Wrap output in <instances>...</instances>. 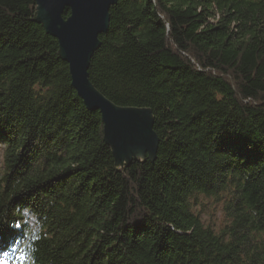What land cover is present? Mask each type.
Here are the masks:
<instances>
[{
    "label": "trees",
    "instance_id": "obj_1",
    "mask_svg": "<svg viewBox=\"0 0 264 264\" xmlns=\"http://www.w3.org/2000/svg\"><path fill=\"white\" fill-rule=\"evenodd\" d=\"M100 40L90 79L152 110L154 158L117 163L36 0H0V255L264 264V0H118Z\"/></svg>",
    "mask_w": 264,
    "mask_h": 264
},
{
    "label": "water",
    "instance_id": "obj_2",
    "mask_svg": "<svg viewBox=\"0 0 264 264\" xmlns=\"http://www.w3.org/2000/svg\"><path fill=\"white\" fill-rule=\"evenodd\" d=\"M37 20L58 39L60 54L69 64L72 85L85 104L99 110L104 139L117 163L147 154L154 158L159 138L150 108L120 106L95 87L89 76L91 59L109 29L110 8L118 0H36ZM67 10L70 15L65 17Z\"/></svg>",
    "mask_w": 264,
    "mask_h": 264
},
{
    "label": "rangeland",
    "instance_id": "obj_3",
    "mask_svg": "<svg viewBox=\"0 0 264 264\" xmlns=\"http://www.w3.org/2000/svg\"><path fill=\"white\" fill-rule=\"evenodd\" d=\"M4 169V156L3 149H0V173ZM199 209L202 211L203 218L205 222L212 225L220 226L224 222V212L222 209L221 202H216L213 199H204L203 203L200 205ZM13 252H5L0 255V264H9Z\"/></svg>",
    "mask_w": 264,
    "mask_h": 264
}]
</instances>
